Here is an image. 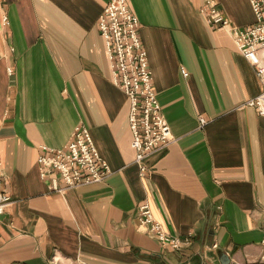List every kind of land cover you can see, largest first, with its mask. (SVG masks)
Here are the masks:
<instances>
[{
    "label": "crops",
    "instance_id": "1",
    "mask_svg": "<svg viewBox=\"0 0 264 264\" xmlns=\"http://www.w3.org/2000/svg\"><path fill=\"white\" fill-rule=\"evenodd\" d=\"M127 1L175 136L144 176L98 27L109 0H0V158L13 200L0 264H264V117L247 104L263 91L255 67L207 22L206 0ZM214 1L235 26L256 22L249 0ZM80 123L112 173L55 191L57 177L39 173L41 146L64 147ZM144 203L190 244L171 249L139 229Z\"/></svg>",
    "mask_w": 264,
    "mask_h": 264
},
{
    "label": "built area",
    "instance_id": "2",
    "mask_svg": "<svg viewBox=\"0 0 264 264\" xmlns=\"http://www.w3.org/2000/svg\"><path fill=\"white\" fill-rule=\"evenodd\" d=\"M256 22L244 28L231 23L214 0H206L202 13L214 28L225 29L232 37L240 53L255 67L263 91L247 104L264 117V0H249ZM6 21V17H5ZM111 66L112 82L130 100L129 125L133 134L132 146L136 150V162L140 175L148 172L145 159L153 152L175 141L172 129L162 113V107L154 87L153 72L149 57L140 36V21L131 10L127 0H109L98 21ZM184 76L188 73L182 69ZM201 123L205 119L201 118ZM38 158L40 176L55 178L51 189L62 192L81 185L97 183L106 179L111 167L101 156L89 128L80 123L70 141L61 148L41 146ZM5 172L0 158V225L2 217L13 200L5 187ZM60 180L64 186L56 185ZM264 219V208H263ZM139 229L148 232L163 246L179 250L189 245L192 233L184 239L168 234L157 221L149 203L138 211ZM264 245V237L262 239ZM53 264H64L54 255ZM70 264H87L71 261Z\"/></svg>",
    "mask_w": 264,
    "mask_h": 264
}]
</instances>
